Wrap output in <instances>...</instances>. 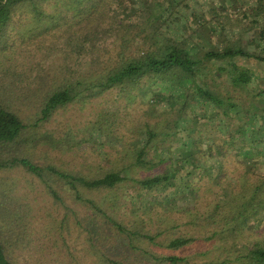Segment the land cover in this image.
Segmentation results:
<instances>
[{"label": "trees", "instance_id": "trees-1", "mask_svg": "<svg viewBox=\"0 0 264 264\" xmlns=\"http://www.w3.org/2000/svg\"><path fill=\"white\" fill-rule=\"evenodd\" d=\"M211 1L220 22L226 6L240 4ZM256 2L255 14L264 6ZM198 7L201 0H0V264H264V89L246 96L259 76L235 61L264 63V47L250 51L241 39L216 44L215 36L206 37L209 48L191 46L190 37L170 29L190 16L204 20ZM101 42H110L103 57L95 50ZM57 43L68 62L60 70L77 71L52 84L39 76L34 82L33 60L52 59ZM87 51L96 55L85 62L94 68L88 72L77 61ZM17 57L18 83L3 78ZM7 81L11 90L2 86ZM160 82L170 85L174 117L143 120L114 105L90 113L93 134L119 144L115 155L98 157L95 171L35 158L45 128L63 109L95 106L115 91L129 102L161 98L154 90ZM4 172H18V181ZM20 174L56 206L69 211L68 198L100 219L110 249L91 238L84 250L71 249L63 236H42ZM180 191L181 198L160 201ZM188 249L192 254L183 255Z\"/></svg>", "mask_w": 264, "mask_h": 264}, {"label": "rangeland", "instance_id": "rangeland-1", "mask_svg": "<svg viewBox=\"0 0 264 264\" xmlns=\"http://www.w3.org/2000/svg\"><path fill=\"white\" fill-rule=\"evenodd\" d=\"M220 1L216 0L215 5L219 4ZM256 1L257 0H239L240 4L236 7L226 6L229 9L228 11L220 12V14H222L221 17H219L222 19V22H220L216 17L217 15L211 14L212 11H210L211 7L215 8L214 3L211 0H201L203 8L198 7V10L204 13V20L198 15L190 16L189 19H184L182 22H175V26H173L170 31L179 37H190V44L194 47L200 45L201 47L205 46L209 48L211 44L205 39L206 37L212 38L215 36L214 42L216 44L219 42H235L241 39L242 46L248 48L250 51L257 50L260 52L264 47V38H261V36H264L261 34V31L264 30V6L262 7L263 9H260V12L257 14L253 12V14L252 9L257 7ZM221 9L222 7L220 10ZM121 20H123L122 17ZM222 25H224L225 29ZM221 29L225 31L222 33ZM109 43L110 42H101L95 45V50H99L101 57H103L102 55L106 56L104 51ZM87 48V50H90L91 46L89 45ZM63 49H65L63 44L57 43L56 53L52 51V53L54 52L52 59H50L51 57L49 54H46L43 61H40L42 58L40 56H37L36 59L33 60L31 69L33 72L30 73L28 71V75H30L34 82L37 81V79L34 78L39 76L52 84L59 74H69L71 71H77L78 66L75 65H73L70 70H60V64L63 63V61L68 64L65 60L66 54L63 52ZM77 57L78 63L80 65H85L86 60L93 59L96 55L87 51V53H80ZM235 61L238 65L245 66L259 76V79L250 86L248 92L247 90L243 91L246 96H248L247 93L251 91H258L259 88L261 90L264 89L263 62H257L251 59H237ZM12 63V65L15 64L16 67L10 68L7 76L3 78L7 80L14 78V81L18 83V57L15 58V61ZM92 67L91 65H85L84 70L88 72L94 69ZM19 71H21V69ZM4 73V69L0 67V74ZM7 82L8 85L2 83V86L7 90H11L9 89L11 87L9 81ZM221 82L222 80L218 79L217 86L218 89L224 93L225 86ZM33 87H35V85ZM22 88L25 90L28 89V87H20V89ZM154 90L162 95L161 98L149 94L148 97H137L135 101L129 102L125 98L118 99V91H115L112 95H105L103 98L96 100L94 102L95 106L90 107L76 103L63 109L45 128L39 143L40 145L34 151L35 158L40 163H53L67 171H77L83 174L95 171L96 165H93L98 157L101 155V157L103 156V158H105V152L109 155L112 153L115 155V151L118 150L117 145L119 144H117L118 140L114 139L109 141L111 143L110 145H107L100 136L93 134L89 127V122L92 120V115L90 113L93 111L104 112L106 110L104 108L113 107L114 105L115 107L110 109H119L121 112L133 114L143 120L147 118L153 120L160 117H174L177 106L175 105L174 99L170 97V85L166 82H160L158 85L154 86ZM139 110L140 112H138ZM205 110L208 112L211 110L213 111L212 108H205ZM199 111L202 112L203 108L199 109ZM145 115H147V117H145ZM131 117L130 115L128 119H131ZM139 141L138 143L140 144L142 141ZM176 143L179 144L180 140L177 139ZM99 166H101V164ZM1 176L7 180H14V178H17L18 181V172H4ZM20 176L24 177L20 188L25 189L24 193H27L30 199L35 203V226L42 236H46L47 234H53L58 238L63 236L71 249L77 248V250H84L85 247L89 246L88 240L90 238L93 239L95 245H99V247L105 248V250L110 249L112 241L107 237V232L100 219L95 218L85 207L72 204L68 198L65 199L70 207L69 211L56 206L53 200L46 195L38 182L35 181L36 185L31 187L30 182L25 180L27 177L21 174ZM183 195V191L172 192L167 196H160V201L171 198L179 199ZM150 200H152V198H150ZM132 206L134 207V204L128 202L125 207L127 213L132 211ZM59 244L60 251L66 253L67 248L64 247L62 240H60ZM188 254H192V249H188L183 253V255Z\"/></svg>", "mask_w": 264, "mask_h": 264}]
</instances>
